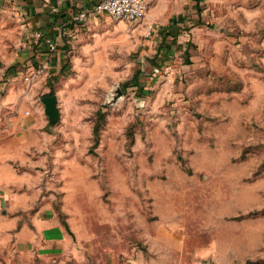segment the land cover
Returning a JSON list of instances; mask_svg holds the SVG:
<instances>
[{
    "label": "rangeland",
    "instance_id": "rangeland-1",
    "mask_svg": "<svg viewBox=\"0 0 264 264\" xmlns=\"http://www.w3.org/2000/svg\"><path fill=\"white\" fill-rule=\"evenodd\" d=\"M49 1L0 0V101L16 86L27 119L5 134L35 139L34 171L13 166L70 231L35 264H264V0H201L146 34L95 17L55 75L31 50Z\"/></svg>",
    "mask_w": 264,
    "mask_h": 264
},
{
    "label": "crops",
    "instance_id": "crops-1",
    "mask_svg": "<svg viewBox=\"0 0 264 264\" xmlns=\"http://www.w3.org/2000/svg\"><path fill=\"white\" fill-rule=\"evenodd\" d=\"M98 1L51 0L43 6L35 5L34 12L30 10L34 32L40 31L57 45L55 55H52L54 72L51 75L64 69L70 49L69 37L80 29L78 25L83 30L94 21L89 17L83 22H73L71 17ZM199 5L201 7V0ZM196 7L197 0H151L145 16L134 22L136 31L146 34V27L166 25L186 9L197 13ZM31 50L34 53L32 44ZM44 50L42 47L41 51ZM38 79H33L32 87L36 88ZM53 80H46L47 85L50 86ZM21 96L22 92L16 86H10L0 101V264H35L36 259H51L53 252L61 251L69 237L61 221L55 222L50 211L35 213L30 210L36 199L30 190L38 186L29 177L21 176L13 166L16 162L26 164L29 173L36 165L29 151L35 140L33 135L30 136L33 124L29 123L23 133L13 137L5 134L10 126L21 128L27 121L14 113V101Z\"/></svg>",
    "mask_w": 264,
    "mask_h": 264
},
{
    "label": "built area",
    "instance_id": "built-area-1",
    "mask_svg": "<svg viewBox=\"0 0 264 264\" xmlns=\"http://www.w3.org/2000/svg\"><path fill=\"white\" fill-rule=\"evenodd\" d=\"M151 0H100L91 7L83 8L76 12L71 20L73 22H83L87 18L100 17L108 15L115 20H124L128 22H137L141 20L148 9ZM32 46L34 52L41 54V57H46L50 61V57L57 50L56 43L51 39L44 37L40 31L34 32ZM45 48V53L42 54L40 48ZM45 58V59H46ZM28 80V77H25Z\"/></svg>",
    "mask_w": 264,
    "mask_h": 264
},
{
    "label": "water",
    "instance_id": "water-1",
    "mask_svg": "<svg viewBox=\"0 0 264 264\" xmlns=\"http://www.w3.org/2000/svg\"><path fill=\"white\" fill-rule=\"evenodd\" d=\"M40 102L43 104V111L47 117L46 128L49 130L59 121L60 112L57 104V98L55 95H47L41 97Z\"/></svg>",
    "mask_w": 264,
    "mask_h": 264
},
{
    "label": "trees",
    "instance_id": "trees-1",
    "mask_svg": "<svg viewBox=\"0 0 264 264\" xmlns=\"http://www.w3.org/2000/svg\"><path fill=\"white\" fill-rule=\"evenodd\" d=\"M199 1H200V0H197V7H196L198 17H199V15H200V13H201V7H200V5H199ZM41 49H42V48H40V51H41ZM45 51H46V50L41 51L42 54H44ZM14 66H15V65H13V66H11V67H14ZM11 69H12V68H11ZM47 95H53V93L51 92V90H50V92H49ZM61 223H62V225L65 227V229L67 230V232L70 234V231H69V228H68L66 222L61 221Z\"/></svg>",
    "mask_w": 264,
    "mask_h": 264
}]
</instances>
